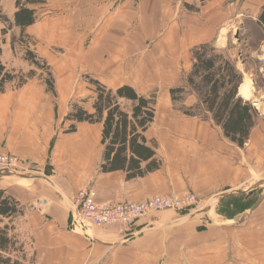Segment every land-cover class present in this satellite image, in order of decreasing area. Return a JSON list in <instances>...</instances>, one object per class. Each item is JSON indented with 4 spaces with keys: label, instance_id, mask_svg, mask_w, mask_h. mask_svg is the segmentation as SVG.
Listing matches in <instances>:
<instances>
[{
    "label": "crops",
    "instance_id": "0c3cea01",
    "mask_svg": "<svg viewBox=\"0 0 264 264\" xmlns=\"http://www.w3.org/2000/svg\"><path fill=\"white\" fill-rule=\"evenodd\" d=\"M0 6L14 21L16 0H1ZM26 6L35 11L36 20L23 30V43L22 28H12L24 50L18 52L11 43L10 57L1 56L2 61L15 74L29 72L34 67L25 51L33 50L50 66L57 91L55 96L35 75L21 87L16 81L9 83L0 93V153L14 152L26 160L17 171L0 168V188L24 207V214L15 220V233L28 260L33 264L248 261L243 218L250 210L246 204L250 195L263 186L264 116L258 115L249 140L239 147L211 118L186 115L172 101L170 89L185 86L193 67V47L214 41L223 50L227 34L221 32L243 27L248 20L262 34L259 49L253 52L259 58L264 27L258 16L264 0H40ZM87 76L110 88L130 85L143 95L161 89L154 122L145 133L157 143L158 170L131 179L124 171L101 172V123L80 122L76 132L62 131L57 138L54 128L37 124L68 112L65 102L85 90L94 95ZM196 101L190 95L183 104L189 107ZM87 188L95 189L99 201L141 202L192 192L198 202L183 212H154L128 229L116 225L79 229L71 224V198ZM232 198L240 200V207ZM208 205L204 220L199 212ZM234 224L240 236L236 235L233 248Z\"/></svg>",
    "mask_w": 264,
    "mask_h": 264
},
{
    "label": "trees",
    "instance_id": "16d2710c",
    "mask_svg": "<svg viewBox=\"0 0 264 264\" xmlns=\"http://www.w3.org/2000/svg\"><path fill=\"white\" fill-rule=\"evenodd\" d=\"M39 1L16 0L18 10L14 14V21L3 13L0 6V41L16 26L22 28L19 41L24 42L23 30L36 20L35 11L26 4ZM258 22L264 27V6ZM16 41L13 38V49ZM1 52L0 46V93L6 91L9 83L18 80L16 87H21L36 75L35 69L27 74L13 73L3 63ZM192 55L193 67L187 75L185 86L170 89L172 101L178 102V95L185 94L189 87L198 101L180 109L188 116L211 118L221 126L226 138L243 147L249 140L259 115L252 104L238 94L243 74L209 42L193 47ZM25 59L46 72L47 89L56 95L54 76L47 61L29 48L25 51ZM88 78L95 92L91 107L72 104L62 122V125L70 122L64 132H76L80 122L102 124L101 172L124 171L126 177L131 179L158 170L161 161L157 158V143L155 140H148L145 135L156 116L157 93L143 95L130 85L110 88L97 79ZM23 214V205L6 189L0 188V264H33L27 258L24 243L15 233V220Z\"/></svg>",
    "mask_w": 264,
    "mask_h": 264
},
{
    "label": "rangeland",
    "instance_id": "374dc122",
    "mask_svg": "<svg viewBox=\"0 0 264 264\" xmlns=\"http://www.w3.org/2000/svg\"><path fill=\"white\" fill-rule=\"evenodd\" d=\"M242 25H243V27L238 25L239 26L238 28L237 27L233 28V30L228 31V32H225V31L221 32L220 31L221 33L224 32L227 34L224 36V37H226V41L224 44L225 48L223 50L219 49L216 46V43H214V41H212L210 43L217 50V52L223 53V55L225 57H227L229 60H231V62L236 66V68L243 74L242 84H244V82H245V74L250 77V79L252 81L253 95L255 98H257L259 100L258 104L260 105V109L263 110L264 109V95H263L264 94V76L260 72L261 61L257 57V53L253 54L254 51L259 49L262 34L260 32V29L251 20L245 21ZM12 30L13 29L9 30L8 33L4 36V40L0 41V46H1V50H2L1 56H3V59H5V60H8V58L10 57V53H11L10 52V45H11L12 40H13L12 35L14 34V31H12ZM17 41L15 42V47L17 48L18 52H22L24 49L22 48V45L20 42L17 44ZM30 41L31 40L29 39V42ZM33 67L36 70V76L39 79L43 78L44 82H45V79L47 78L46 72L43 69L37 68L35 66H33ZM21 73L22 72L17 73V74H21ZM27 73L28 72L23 73V74H27ZM88 77L89 76L85 77V81L88 83V85L90 87H92V89L94 91V87L90 84ZM17 83H18V80H16L15 85H17ZM163 89L164 88H162V90ZM160 91H161V89H160ZM160 91L153 90L150 92V94L153 92H156L158 94V92H160ZM56 95H57V91H56ZM88 95H92V96L87 97ZM190 95L196 96L195 94H192V91L190 90V88L187 87L185 94L178 95L180 100L178 102H176L177 105H180L179 107H184L185 105L183 104V102L186 99V97H188ZM94 96H95V92L93 95V94H90L89 91L85 90L82 96H78V97H76V99H72L68 102H65L66 111L68 109V112H69V110L72 107V104H74V103H78L85 108H90ZM181 96L183 98H181ZM239 96L242 97L243 99H245V97H243L242 95L239 94ZM196 98H197V96H196ZM245 100L251 104L252 99H250V101L247 99H245ZM197 101H198V99H197ZM68 112H66V113L64 112L63 114L62 113L57 114L56 117H51L48 119L42 118L41 121L38 122L37 124L44 125V126H51L52 128H54L52 131H56V134L54 136H55V138H57L60 135V133H62V131L64 132L70 125V122H67L65 125H62V120L67 116L66 114H68ZM263 116H264V114H263ZM9 128L10 127L7 126L6 128H3V129L7 133L9 131ZM9 153H14V152H9ZM20 159L22 160V162H24V163L26 162V160L23 157H20ZM14 182H16V181H14ZM261 184L263 185L262 189H264V180H263V182H261ZM262 189H260V192ZM260 192H258V194ZM258 194L256 193L254 196L250 195V198L246 202V204L248 206L247 208L250 210L244 215L243 223L246 222L244 228H245V231L246 230L248 231L247 247H248L249 259H248V261H245L242 264H264V254H263L264 253V192H262L260 195H258ZM257 200H260L259 204L257 203ZM231 202L235 206L240 207V205H239L240 200L239 199L232 198ZM209 204L211 206H213L212 208L214 209V202L209 203ZM210 205H208V208L203 207L201 209V211L199 212L200 213L199 216L203 217L204 220H205L206 216H209L206 213V211H207V209L210 208L209 207ZM244 205L245 204L243 203V207H244ZM192 207H194V206H190V207H187V208H184L181 210H176V211H182L183 212V211L189 210ZM210 213H211V215H210V220H211V218L212 219L214 218V211L212 210ZM231 231H232L231 237L234 239V243L232 242L231 246L234 248V247H236V245H235L236 235L240 236V230L235 231V224H234ZM243 233H244V230H243ZM232 253H233V255H235L234 251ZM233 259H235V256H233ZM233 263H234V260H233Z\"/></svg>",
    "mask_w": 264,
    "mask_h": 264
},
{
    "label": "built area",
    "instance_id": "2783aa9c",
    "mask_svg": "<svg viewBox=\"0 0 264 264\" xmlns=\"http://www.w3.org/2000/svg\"><path fill=\"white\" fill-rule=\"evenodd\" d=\"M119 2L121 0H109ZM260 72L264 76V43L260 48ZM264 95V94H263ZM250 101V100H249ZM259 100L253 98L252 106L263 116L264 109H260ZM22 160L14 153H0V168L17 171ZM198 202L196 195L186 192L181 196L174 194L157 195L141 202L129 201H99L97 192L93 188L82 189L71 198V224L73 227L83 229L88 225H116L128 229L137 220L154 212L163 210H181L195 206Z\"/></svg>",
    "mask_w": 264,
    "mask_h": 264
},
{
    "label": "bare ground",
    "instance_id": "6f19581e",
    "mask_svg": "<svg viewBox=\"0 0 264 264\" xmlns=\"http://www.w3.org/2000/svg\"><path fill=\"white\" fill-rule=\"evenodd\" d=\"M239 94L245 97V99L250 100L253 99V87H252V81L249 76L245 74V82L244 84H241L239 88Z\"/></svg>",
    "mask_w": 264,
    "mask_h": 264
}]
</instances>
